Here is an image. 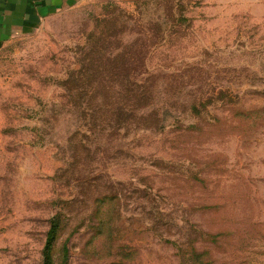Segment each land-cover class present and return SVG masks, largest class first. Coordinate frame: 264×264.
<instances>
[{"label":"rangeland","instance_id":"374dc122","mask_svg":"<svg viewBox=\"0 0 264 264\" xmlns=\"http://www.w3.org/2000/svg\"><path fill=\"white\" fill-rule=\"evenodd\" d=\"M57 211L69 264H264V0H81L0 50V264Z\"/></svg>","mask_w":264,"mask_h":264},{"label":"crops","instance_id":"0c3cea01","mask_svg":"<svg viewBox=\"0 0 264 264\" xmlns=\"http://www.w3.org/2000/svg\"><path fill=\"white\" fill-rule=\"evenodd\" d=\"M81 0H0V50L37 31L56 12Z\"/></svg>","mask_w":264,"mask_h":264},{"label":"trees","instance_id":"16d2710c","mask_svg":"<svg viewBox=\"0 0 264 264\" xmlns=\"http://www.w3.org/2000/svg\"><path fill=\"white\" fill-rule=\"evenodd\" d=\"M68 91L71 92V89L68 88ZM63 225H64L63 212L57 211L50 219V225L47 230L46 240L42 250V261L40 264H69V249L66 245H64L63 247V254L60 260H57L55 255V247ZM202 263L213 264L211 262H206V263L202 262ZM112 264H121V263L114 262Z\"/></svg>","mask_w":264,"mask_h":264}]
</instances>
